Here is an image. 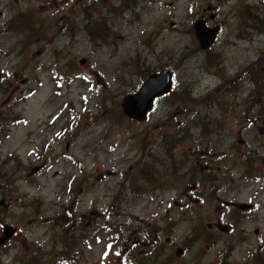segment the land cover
I'll use <instances>...</instances> for the list:
<instances>
[{"label": "rangeland", "instance_id": "obj_1", "mask_svg": "<svg viewBox=\"0 0 264 264\" xmlns=\"http://www.w3.org/2000/svg\"><path fill=\"white\" fill-rule=\"evenodd\" d=\"M146 1L0 0V236L17 228L0 264L264 253V0H159L134 18ZM198 19L221 27L208 50ZM163 69L172 91L145 121L127 116L124 98ZM250 199L237 218L228 203Z\"/></svg>", "mask_w": 264, "mask_h": 264}, {"label": "water", "instance_id": "obj_2", "mask_svg": "<svg viewBox=\"0 0 264 264\" xmlns=\"http://www.w3.org/2000/svg\"><path fill=\"white\" fill-rule=\"evenodd\" d=\"M196 36L200 41L202 49H209L217 40L220 33V26L209 27L204 20H198L195 23ZM172 71L163 70L159 73H153L142 85L140 90L133 94H128L123 102L124 113L138 121L146 120L149 112L154 107L156 98L168 93L172 88ZM41 166L34 167L32 172H37ZM238 206L245 208L247 204L238 203ZM228 226H223L227 230ZM17 232V228L5 224L1 237L0 245L7 243ZM258 233V231H256ZM184 249L178 248L177 255L183 254Z\"/></svg>", "mask_w": 264, "mask_h": 264}, {"label": "flooded vegetation", "instance_id": "obj_3", "mask_svg": "<svg viewBox=\"0 0 264 264\" xmlns=\"http://www.w3.org/2000/svg\"><path fill=\"white\" fill-rule=\"evenodd\" d=\"M140 4H141V5H140ZM153 4H161V5H162V2L159 1V0H149V1H146V2H144V3H139V5H138V4L131 5V7H132L133 10H134V18L141 17V13H140V11H141L142 7H144L145 5H153ZM92 5H96V4L93 3V2H88L87 5H81V6H80V7H81L80 11H81V12H84V16H85L86 19H89V18H91V16H92V14L90 13L91 10H92ZM170 5H174V3L171 2ZM102 7H103V6H102ZM106 9H107V8H106ZM95 10H97V11H99V12L102 11V10L100 9V6H99V5H98V8L95 9ZM109 11H110V8H109ZM203 20H204V19H203ZM205 21H206V20H205ZM206 22H207V21H206ZM90 24H91V27H92V29H93V33H92V35H95V34H96V30H95V29L93 28V26H92V21H90ZM193 28H194V31H195V27H194V25H193ZM155 29H156V27H155ZM157 33H159V32L156 30V34H157ZM76 34H77V31L74 32V33H70V35H71L72 37H76ZM173 71H174V70H173ZM246 167H254V165H252V164H247ZM258 167H259V166H258ZM238 202H239V201H233V202H229V203H228V205L232 208V212H233V213L235 212V216H236L237 218H238V215H237L238 213H242V215H244V214L248 215V214H250V212H251L252 210L256 209V206H257L256 202H254L253 199H252V200H251V199L248 200L249 205L246 206L245 208H241L240 206H238V205H237ZM251 202H254V203H251ZM223 257H224L225 259L228 258L227 255H224ZM250 264H257V261H256L254 258H252V261H251Z\"/></svg>", "mask_w": 264, "mask_h": 264}, {"label": "trees", "instance_id": "obj_4", "mask_svg": "<svg viewBox=\"0 0 264 264\" xmlns=\"http://www.w3.org/2000/svg\"><path fill=\"white\" fill-rule=\"evenodd\" d=\"M263 70V69H262ZM253 78L256 80V76H253ZM257 84H258V88L260 89L261 88V84H260V82L259 81H257ZM262 115V114H261ZM257 121V120H256ZM260 121H263L264 122V115L263 116H261V120ZM205 128V127H204ZM175 136H177V134L175 133V134H173L172 135V137L174 138ZM134 233H139V231H136V232H132V233H126V232H124V231H120L119 229H118V231L116 232V236H117V238H115L116 240L117 239H121V238H125V240H127V241H131V240H133V234ZM126 236V237H125ZM70 239V241L69 242H67V245L69 246V248L71 249L72 247H71V243L72 242H75V241H77V236H74V237H71V238H69ZM66 251V252H65ZM65 251H61V253H60V256H62V259L63 260H67L68 258V252H70V250H65ZM263 254V255H262ZM260 256V257H259ZM257 257H259V262L257 261V264H264V253H258V255H257Z\"/></svg>", "mask_w": 264, "mask_h": 264}]
</instances>
